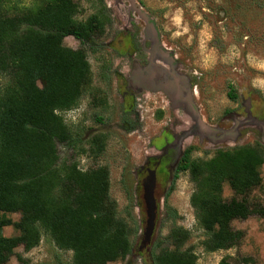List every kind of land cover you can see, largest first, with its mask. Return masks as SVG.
<instances>
[{
	"label": "trees",
	"instance_id": "1",
	"mask_svg": "<svg viewBox=\"0 0 264 264\" xmlns=\"http://www.w3.org/2000/svg\"><path fill=\"white\" fill-rule=\"evenodd\" d=\"M79 13L73 0H39L15 14L0 2V78L6 80L0 85V264L14 258L22 262L17 249L30 253L43 236L59 251L71 253L72 264L124 262L133 251V231L111 197L110 170H83L76 161H62L59 151L79 149L80 155L100 157L106 148V137L96 135L85 150L80 133L63 118L92 88L87 50H93L111 22L104 0L86 21L77 20ZM69 37L80 49L64 45ZM108 68L102 67V81L108 79ZM101 94L98 90L93 96L94 107ZM229 98L238 100L232 86ZM194 150L186 151L176 180L188 174L194 185L190 204L206 235L203 250L235 249L245 234L234 230L233 223L264 219V204L250 199L263 189L264 146L219 150L208 160L192 159ZM226 184L235 196L230 201L223 196ZM13 215L20 220L15 222ZM172 218L176 225L178 214ZM8 228L18 235L7 237ZM190 239L191 233L176 225L156 246L153 264H198ZM220 264L231 262L224 258Z\"/></svg>",
	"mask_w": 264,
	"mask_h": 264
},
{
	"label": "rangeland",
	"instance_id": "2",
	"mask_svg": "<svg viewBox=\"0 0 264 264\" xmlns=\"http://www.w3.org/2000/svg\"><path fill=\"white\" fill-rule=\"evenodd\" d=\"M73 1L80 6L78 21H86L100 8V0ZM0 2L10 14L39 4V0ZM134 2L156 26L164 53H168L163 57L170 65H177V74L188 80L195 106L209 127L229 133L234 124L225 119L237 114L238 121L246 120L244 106H251L250 115L256 125L237 130V138L214 146L208 138L199 140L200 134L196 132L186 140L184 150L195 149L192 159L208 160L219 150L261 143L264 136V0ZM104 4L111 22L93 50H87L93 71L92 88L79 106L63 118L74 132L80 133L81 147L85 150L96 135L106 137V148L100 157L80 155L79 149L59 147V151L62 161H76L83 170L96 167L110 170L111 197L117 202L119 217L127 221L133 231L132 254L124 262L112 264H153V256L159 251L155 250L156 246L176 225L191 233L188 247L194 248L198 264H220L224 258H229L231 264H246L244 259H253L252 264H264V219L257 216L233 223L234 230L245 234L237 248L218 253L203 250L206 235L199 228L190 204L194 185L188 174H181L174 185L158 178L159 212L153 242L147 249L139 250L147 222L142 188L146 175L139 178V170L147 160L160 154L166 139L176 141L192 128L193 122L184 110L172 108L163 95L134 90L129 80V64L118 56L114 44L129 30L130 22L141 24V21L131 10L129 0H104ZM64 45L73 50L81 47L72 37L66 38ZM103 66L110 70L106 81L101 78ZM5 83L6 80L0 78V85ZM231 86L238 96L237 101L229 98ZM98 90L102 94L98 107H94L93 96ZM262 176L264 179V167ZM223 196L227 201L235 197L227 184ZM250 199L264 204V182L263 189L254 191ZM173 212L180 218L176 225ZM11 217L15 222L20 220V215ZM5 235L13 237L18 232L8 228ZM16 252L22 256V262L14 258L9 264H72V254L59 251L47 236H43L40 246L30 253H25L23 248Z\"/></svg>",
	"mask_w": 264,
	"mask_h": 264
},
{
	"label": "flooded vegetation",
	"instance_id": "3",
	"mask_svg": "<svg viewBox=\"0 0 264 264\" xmlns=\"http://www.w3.org/2000/svg\"><path fill=\"white\" fill-rule=\"evenodd\" d=\"M140 21L141 24H132L130 22L129 30H126L125 34L121 36L118 42L114 44L115 52H117L119 57L125 58L129 64V80L134 90L142 94L150 93L163 95L171 102L169 96L163 90H161L160 86L163 85L165 81H173V77L176 76L185 80L187 85V93L192 97L194 92L193 94L190 93L191 90L189 88L188 80L185 77L177 74L175 71V66L177 65H170V63H168L169 61L163 57L165 51L160 40V35L155 28L156 26H154L152 22L147 24V22L142 19H140ZM192 101L195 105L193 97ZM171 105L173 108L172 102ZM179 109L184 110L191 118L186 108L181 107ZM244 110L247 115L246 120L238 121L239 118L237 117V114H231L229 119H225V121L231 120V122L234 124L233 129L229 133H224L215 129V133L213 134L202 135L201 132L196 128L195 121L192 118L191 120L193 122V126L191 129L185 132L192 133L189 138L195 136L196 132H198L200 134L197 136L199 140H201V138H208L209 142L214 146L222 145L228 142V140L237 138L235 132L240 128L247 125H256V121H254L250 115V104H246L244 106ZM184 133H182L176 141H169L166 139L163 150L160 152V154L147 160L141 170H139V178L143 175H146V178L144 179L145 181L149 176V172H155L157 181L158 178H164L168 180L169 184L173 183L174 185L176 182L175 180L178 168L180 167L186 153L183 148V144L189 139L187 138L181 144L179 143L180 137Z\"/></svg>",
	"mask_w": 264,
	"mask_h": 264
},
{
	"label": "water",
	"instance_id": "4",
	"mask_svg": "<svg viewBox=\"0 0 264 264\" xmlns=\"http://www.w3.org/2000/svg\"><path fill=\"white\" fill-rule=\"evenodd\" d=\"M129 2L131 4V10L135 11L140 19L147 22V24H150L151 19L146 13L142 11L141 8L137 6L134 0H129ZM164 56L167 57L168 53H164ZM160 88L169 96L174 108H186L191 118L195 121L196 128L201 132L202 135H210L215 133V130L209 127L199 115L196 106L193 104L192 97L187 93V85L183 78L174 76L173 81H165L163 85L160 86ZM191 135V132H185L180 137L179 143L181 144ZM261 143L264 146V136ZM156 187V173L149 172V176L142 184L144 192L143 199L146 206L147 222L143 234V240L140 246V251L147 249V247L151 246L153 242V236L155 234L156 222L159 212V206L156 199Z\"/></svg>",
	"mask_w": 264,
	"mask_h": 264
},
{
	"label": "built area",
	"instance_id": "5",
	"mask_svg": "<svg viewBox=\"0 0 264 264\" xmlns=\"http://www.w3.org/2000/svg\"><path fill=\"white\" fill-rule=\"evenodd\" d=\"M69 112H71V111H69ZM69 112H65L64 115L67 114V113H69Z\"/></svg>",
	"mask_w": 264,
	"mask_h": 264
}]
</instances>
